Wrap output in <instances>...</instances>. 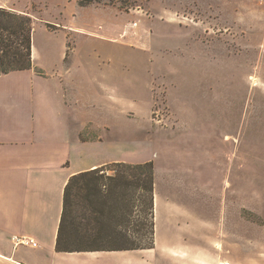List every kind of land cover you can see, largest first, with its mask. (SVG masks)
Instances as JSON below:
<instances>
[{"label":"rangeland","instance_id":"obj_1","mask_svg":"<svg viewBox=\"0 0 264 264\" xmlns=\"http://www.w3.org/2000/svg\"><path fill=\"white\" fill-rule=\"evenodd\" d=\"M0 8L42 22L33 37L43 64L68 35L89 77L116 88L115 113L104 100L82 106L101 154L152 161L155 191L187 216L160 213L163 241L186 240L170 254L148 252L147 264H264V0H0ZM47 23L63 28L55 35Z\"/></svg>","mask_w":264,"mask_h":264},{"label":"crops","instance_id":"obj_2","mask_svg":"<svg viewBox=\"0 0 264 264\" xmlns=\"http://www.w3.org/2000/svg\"><path fill=\"white\" fill-rule=\"evenodd\" d=\"M38 23L42 22H33V30ZM47 24L55 35L63 28L52 30ZM67 39L68 35L62 37L56 58L54 54L43 64L32 34V68L0 74V264H147L144 255L150 251H179L173 242L186 240V235L175 234L173 240L163 241L160 213L164 211L169 220L187 216L168 196L162 202L157 190L154 249L56 250L69 178L108 162H122L101 154L102 136L82 108L84 104L96 108L104 100V107L115 113L116 88L99 77L91 79V70L82 58H72L77 49L72 48L71 53ZM85 130L95 138H82ZM15 236L34 239L37 246L16 245Z\"/></svg>","mask_w":264,"mask_h":264},{"label":"trees","instance_id":"obj_3","mask_svg":"<svg viewBox=\"0 0 264 264\" xmlns=\"http://www.w3.org/2000/svg\"><path fill=\"white\" fill-rule=\"evenodd\" d=\"M33 21L0 8V74L30 69ZM152 161L113 162L72 175L64 189L58 252L155 248Z\"/></svg>","mask_w":264,"mask_h":264},{"label":"built area","instance_id":"obj_4","mask_svg":"<svg viewBox=\"0 0 264 264\" xmlns=\"http://www.w3.org/2000/svg\"><path fill=\"white\" fill-rule=\"evenodd\" d=\"M15 244L16 245H25V246H37V242L34 239L29 237L15 236Z\"/></svg>","mask_w":264,"mask_h":264},{"label":"bare ground","instance_id":"obj_5","mask_svg":"<svg viewBox=\"0 0 264 264\" xmlns=\"http://www.w3.org/2000/svg\"><path fill=\"white\" fill-rule=\"evenodd\" d=\"M225 264H229V263H225Z\"/></svg>","mask_w":264,"mask_h":264}]
</instances>
